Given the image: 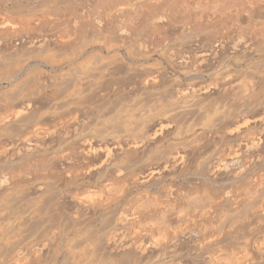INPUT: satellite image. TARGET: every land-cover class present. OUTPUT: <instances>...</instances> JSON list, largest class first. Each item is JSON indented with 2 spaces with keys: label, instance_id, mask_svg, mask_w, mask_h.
Listing matches in <instances>:
<instances>
[{
  "label": "bare ground",
  "instance_id": "obj_1",
  "mask_svg": "<svg viewBox=\"0 0 264 264\" xmlns=\"http://www.w3.org/2000/svg\"><path fill=\"white\" fill-rule=\"evenodd\" d=\"M103 4L74 55L0 29V264H264V0Z\"/></svg>",
  "mask_w": 264,
  "mask_h": 264
},
{
  "label": "rangeland",
  "instance_id": "obj_2",
  "mask_svg": "<svg viewBox=\"0 0 264 264\" xmlns=\"http://www.w3.org/2000/svg\"><path fill=\"white\" fill-rule=\"evenodd\" d=\"M54 0H0V25L1 26H3V27H1L0 26V29H6V30H8V34L9 35H11L10 36V40H7V41H9V42H5L6 44V47H7V50H9L8 52H7V54L10 56V54H11V56H13L12 55V53H14V52H16L15 54H19V55H21V54H23L24 53V47H22V45H23V43H24V41H26V39H28V38H30V37H32V36H34L36 33H38L40 30H39V27H37V26H39L38 24L39 23H41V25H40V29H42L43 30V33H42V31H41V34H40V32H39V34L38 35H35V36H47L48 38V41H49V46H48V49H50V47H52V48H56L55 49V51H56V53L58 52V50L60 51L61 49H62V51L63 52H59V53H57V54H59L58 56H61L60 54L62 53V54H65V53H68V54H70L69 52H71V54L70 55H74L75 53L77 54V53H79L80 51H82V49H80V48H82V41H81V39H82V37H81V39H79L78 37V35H77V37L74 35V34H78L77 32H76V30L75 29H73V28H71V26H70V24H72V22H73V20H76L77 21V23L79 22V20H80V22L82 21V14L84 13V9H87V10H89V8H90V10H92V11H94V13L96 14H98L99 12V14H105V13H107V9H106V7H102L104 4V2L105 1H109V0H56L59 4H54V2H53ZM83 1V2H82ZM101 1V2H100ZM113 1V0H112ZM116 0H114V2H115ZM89 4H88V3ZM103 2V3H102ZM49 4V5H48ZM102 4V5H101ZM44 5L46 6V8L44 7ZM52 5V6H51ZM49 6V7H48ZM72 7V13H71V8H70V11H69V7ZM85 8H84V7ZM90 6V7H89ZM94 6V7H93ZM52 9H51V8ZM60 7V8H59ZM62 7V8H61ZM73 7H74V9H73ZM75 7H78V8H75ZM87 7V8H86ZM15 8H17V9H15ZM100 10H99V9ZM43 9V10H42ZM56 11V10H59V11H54V10ZM77 9V10H76ZM117 9V8H116ZM13 10H15V11H13ZM17 10H18V12H17ZM21 10V11H20ZM29 10H31V11H29ZM20 11V12H19ZM25 11V12H24ZM52 11H54L53 13H52ZM67 11V12H66ZM83 11V12H82ZM102 11V12H101ZM71 15H70V14ZM36 14V15H35ZM40 14V15H39ZM56 14V15H55ZM61 15V16H60ZM72 15H74V18H73V16ZM75 15H76V17H75ZM118 15V16H117ZM116 16H115V21L117 22V21H119L120 23H123L124 21V15H126V14H124V15H121L122 16V20H121V16L119 15V14H117ZM72 16V17H71ZM120 16V17H119ZM28 17H29V19H28ZM46 17V18H45ZM95 16H93L92 17V22H94V23H96L97 22V19H96V17L94 18ZM119 17V18H118ZM25 18V19H24ZM35 18V19H34ZM38 18H39V20H38ZM79 18V19H78ZM95 20H94V19ZM41 19V20H40ZM68 19V20H67ZM78 19V20H77ZM9 21V22H8ZM46 21V25H47V23H49L48 24V27L47 26H44V24L45 23H43V22H45ZM50 21V22H49ZM59 21V22H58ZM122 21V22H121ZM56 22V23H55ZM80 22H79V24H80ZM38 23V24H37ZM43 23V24H42ZM82 23V22H81ZM7 24V25H6ZM4 25H6V26H4ZM12 25V26H11ZM32 26V27H31ZM51 26V27H50ZM57 26V27H56ZM13 27V28H12ZM28 27V28H27ZM45 27V28H44ZM12 28V29H11ZM35 28V29H34ZM50 28V31L48 30ZM68 28L70 29V30H72V31H68ZM46 29H47V31H46ZM61 29V30H60ZM65 29V30H64ZM17 30V31H16ZM23 30V31H22ZM39 30V31H38ZM67 30V31H66ZM28 31H30V32H28ZM13 32L14 33H16V34H13ZM22 32V33H21ZM73 32V33H72ZM13 34V35H12ZM44 34V35H43ZM70 34H72V35H70ZM23 35V36H22ZM30 35V36H29ZM28 36V37H27ZM75 36V37H74ZM25 37H27V38H25ZM64 37V38H63ZM69 37H73V38H76V43H74V45L72 46V47H70V48H66L67 50H64L61 46H57V45H55L56 44V42L55 41H57V40H63V41H66ZM66 38V40H64ZM22 39H23V41H22ZM78 39V40H77ZM20 40V41H19ZM81 41V43H80V41ZM11 41V42H10ZM53 41V42H52ZM17 43V44H16ZM52 44V45H51ZM77 44V46H78V48L75 46ZM54 46V47H53ZM17 47V48H16ZM58 48H60V49H58ZM74 50H73V49ZM54 49L52 50V49H50V50H52L51 52H52V54H53V51H54ZM68 49H70V50H68ZM77 51L78 49V51L77 52H74L73 53V51ZM49 50V51H50ZM12 53H11V52ZM55 51H54V53H55ZM65 51H67V52H65ZM69 51V52H68ZM10 53V54H9ZM56 53H55V55H56ZM68 54H66V55H68ZM15 56V55H14ZM155 57H156V59H155ZM158 56H156V55H154V57L152 58V59H150V63H153L154 61H157L155 64H157L158 63V65H160L161 67L163 66V64H164V70H165V72H166V74L169 76H171V73L173 72V70L171 71V68L170 67H168L167 65H165V63L163 62V61H161V59H159V57L157 58ZM0 59H2V61H1V64H0V67H1V69H0V71L2 72V68L4 67L3 66V63L2 62H5L6 64H5V66L6 65H8L7 63L8 62H6L7 61V59H9V60H11V58H7L6 59V57L4 58L5 59V61H3V58H2V56L0 57ZM8 60V61H9ZM152 60H153V62H152ZM160 60V61H159ZM154 64V63H153ZM8 66H6L5 68H7ZM73 67V68H72ZM71 68H70V70L71 71H73V69L76 71V70H78V66L76 65H74V66H72ZM5 68H3V69H5ZM9 68V67H8ZM168 68V69H167ZM45 69V70H44ZM6 70V69H5ZM42 70L44 71V73H46L47 72V74H44L43 73V75H45L44 76V78H46V79H44V80H51L50 82H52V83H56V81L57 80H60V78H59V74H58V72L57 71H54V72H51V71H49L46 67H42ZM4 71V70H3ZM69 71V70H68ZM171 73H170V72ZM5 72V71H4ZM3 72V73H4ZM56 73V74H55ZM49 74V75H48ZM53 75V77H51L52 75ZM1 75L3 76V74L1 73ZM54 75L55 76H58L57 78L58 79H56V77H54ZM48 78V79H47ZM50 78H52V79H50ZM56 79V80H55ZM61 81V80H60ZM67 81V79H65V80H63V82H66ZM59 82V81H58ZM0 87H1V85H0ZM205 152H207V151H205ZM200 153H201V156L203 155L202 153H204V150L201 152L200 151ZM200 153H198V155L200 154ZM205 154V153H204ZM198 155H196V159H199L200 158V156H198ZM199 158H198V157ZM19 194L21 195V193H18V194H16L17 196H18V199L16 198V199H9V201H8V199H7V201L8 202H6V199H4V203L7 205H9V206H7L8 208H9V212H11L12 210V212L13 213H10L11 215H10V217L12 218H15V219H17L18 217H17V214L20 212L21 213V211L22 212H24V213H29V211L31 210V209H36V208H40L42 205L40 204L41 203V201H42V204H44L45 203V199L43 200V199H41L40 200V203L38 202L39 200H32L33 198H35V196H33V197H31V196H28V193H27V196H24V195H26V193L24 194V195H22V196H20L21 197V201H20V199H19ZM23 194V193H22ZM3 195V194H2ZM1 195V193H0V200L2 199V196ZM16 195H14L15 197H16ZM24 198V201L26 200V201H28V202H22L23 200V198ZM29 197V198H28ZM3 198H4V195H3ZM10 198H14V197H10ZM26 198V199H25ZM12 200V201H11ZM2 201V200H1ZM10 201H11V203H10ZM30 201V202H29ZM20 202H22L21 204H20ZM44 202V203H43ZM24 203V204H23ZM29 203V204H28ZM32 204V208L31 207H28V205H30L31 206V204ZM35 203H37L38 204V206H36L37 204H35ZM13 204H14V206H13ZM16 204V205H15ZM20 204V205H19ZM40 204V205H39ZM12 205V206H11ZM20 207H19V206ZM21 205H25V207L28 209V212L24 209V207L23 206H21ZM11 206V207H10ZM16 206V208H14ZM35 208H34V207ZM14 209H13V208ZM17 207H18V212H17ZM21 207H22V209H21ZM19 208H20V210L21 211H19ZM16 209V210H15ZM25 210V211H24ZM19 213V217L21 218V214ZM24 213H23V215H24ZM25 214V215H26ZM9 217V219H11ZM26 216H24V218H25ZM18 218L17 220L18 221H20V222H22L21 224H23V225H20L21 226V228L23 229V231L26 229L25 227H29V224H30V227H29V230H27L26 229V231H33V230H36V227L35 226H33V227H31V221L29 222V220H30V217H29V214H28V218L26 217V220L28 221V223H27V221H26V223H25V221H24V218ZM95 219V220H94ZM94 219H93V222L95 221V223H94V227L95 228H97V227H99L100 226V224H102L101 223V220H97V219H99L98 217H94ZM2 220H0V224H1V226L2 225H4V227L6 226V222L4 223V221H6V220H3L2 222H3V224H2V222H1ZM20 222H19V224H20ZM27 224H28V226H27ZM99 224V225H98ZM23 226V227H22ZM25 226V227H24ZM3 227V226H2ZM3 227V228H4ZM35 227V228H34ZM1 228V227H0ZM2 228V230L1 231H3V230H5V229H7V227H5V229H3ZM90 229V230H92V232L91 233H93L92 235L90 234V231H89V235H90V237L91 238H96V232H95V230L96 229ZM0 231V232H1ZM9 232L10 230H5V232ZM5 232H1L3 235H4V237H6V236H8V235H6L5 234ZM10 233V232H9ZM11 234V233H10ZM9 234V236H11ZM1 235V234H0ZM4 237H2V236H0V238L2 239V242L1 243H3V238ZM14 237V236H13ZM1 241V240H0ZM1 245V244H0ZM2 246H3V244H2ZM4 247V246H3ZM2 247H0V251L3 249H1ZM53 251H51V249H50V252H48L47 254H49L48 255V257L47 258H45L46 257V255H45V259L47 260L46 262H42V261H40V262H38V263H40V264H58L59 262H65L66 260H64V258H66V257H64V256H62V252L60 253V251H59V249L57 248V250L59 251V253L61 254H59L58 252H55L54 250H55V248L54 249H52ZM56 250V251H57ZM1 254H2V252H0ZM59 255V257H58V255ZM99 256L100 255H98V256H96L97 258L96 259H98L99 258ZM63 257V258H62ZM100 259H103V257H100ZM193 259H195V257H193ZM64 260V261H63ZM103 260H105V259H103ZM98 261H99V263H98ZM98 261H96L98 264H103L104 263V261L103 262H100L101 260H98ZM106 261V260H105ZM108 261V260H107ZM122 262H121V264H127V262H128V260H125L124 259V261L123 260H121ZM109 262H105L104 264H108ZM62 264H64V263H62Z\"/></svg>",
  "mask_w": 264,
  "mask_h": 264
}]
</instances>
